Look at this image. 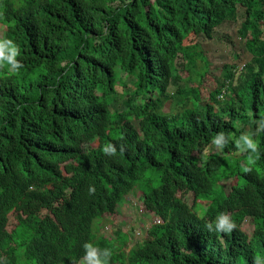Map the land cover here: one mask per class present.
I'll return each mask as SVG.
<instances>
[{"label": "trees", "instance_id": "obj_1", "mask_svg": "<svg viewBox=\"0 0 264 264\" xmlns=\"http://www.w3.org/2000/svg\"><path fill=\"white\" fill-rule=\"evenodd\" d=\"M239 10L250 61L202 94L200 40ZM0 26L24 64L0 68V264H80L89 241L112 249L110 264H264V133L248 172L235 144L264 116V0H0ZM122 73L132 80L120 92ZM219 131L232 137L222 152ZM133 190L160 221L127 248L121 230L100 235L93 221L117 217ZM221 212L236 227L210 232Z\"/></svg>", "mask_w": 264, "mask_h": 264}, {"label": "rangeland", "instance_id": "obj_2", "mask_svg": "<svg viewBox=\"0 0 264 264\" xmlns=\"http://www.w3.org/2000/svg\"><path fill=\"white\" fill-rule=\"evenodd\" d=\"M243 20V15L241 10H239L236 20L226 21L222 23L218 28L215 29L214 36L212 39H201V47L204 51V60L206 62L207 72L201 80L202 94L206 91H212L215 87L219 86L218 80L222 78L225 66L229 69L235 68V72L239 69L243 71L245 69V64L250 61V54L245 48L244 38H242L238 30L240 28V23ZM3 26H0V38L4 36ZM182 63V59L178 58L177 69H181L180 73L182 77L186 73L182 70L179 63ZM203 65V61L199 62V66ZM132 78L126 74H121L119 77L117 86L118 90L122 92L124 89L123 84H128L131 82ZM182 80H177V83L171 85L169 91L170 94H174L177 85H182ZM197 83H200L199 80H194L190 85L195 87ZM228 96V95H227ZM170 106L169 101L166 102L165 110ZM250 126L245 127V131L249 130ZM252 128V126H251ZM235 154H240L238 153ZM234 154V157H235ZM236 158V157H235ZM248 159V158H247ZM246 161H240V166L245 164ZM145 178H152L150 185L157 186L159 183V177L156 176V171L146 168L144 171ZM226 189L230 187V179L225 182ZM211 196H202L194 206L195 212L199 216H203L206 210V205L208 204ZM186 201L190 202L189 196L186 197ZM140 202L138 193L135 190L132 191V194H127L124 200L118 205L116 211L119 214L117 217L112 216H103L97 218L93 221V228L96 232L104 236H108L110 233L113 234L115 230H121L124 235V242L127 248H130L134 244L140 243L145 235L148 227L160 221L159 217L153 213H142L140 208ZM249 221L246 220L242 228L249 227ZM18 264H27V261L20 260Z\"/></svg>", "mask_w": 264, "mask_h": 264}, {"label": "clouds", "instance_id": "obj_3", "mask_svg": "<svg viewBox=\"0 0 264 264\" xmlns=\"http://www.w3.org/2000/svg\"><path fill=\"white\" fill-rule=\"evenodd\" d=\"M22 56V50L20 46L11 38L0 39V68H6L9 74H18L24 68L22 59H17V57ZM241 70V69H239ZM238 70V71H239ZM222 97L220 98V95ZM227 94V93H226ZM224 89L222 88L218 100H222L224 96ZM254 124L255 128H251ZM261 133H264V116L259 119H252L250 121V127L248 131H244L239 135V138L235 140V144L238 149L242 152H248L247 163L243 164L241 167L243 171L248 172L251 170V165L254 163L253 154H256L260 150V140L259 137ZM211 143L216 146L218 152H222L226 146L232 143V137L225 131L217 132L212 138ZM102 151L105 155L115 156L117 154V145L111 142L106 143ZM123 152V147L119 149ZM97 191L95 185H89L88 192L94 194ZM248 220L244 219L243 223ZM242 223V225H243ZM205 227L210 231L229 233L235 227V221L232 217L226 213H219L213 222H207ZM84 256L81 258L80 264H110V259L113 255L111 248H100L92 242H85L83 244ZM257 264H262L261 260L257 259Z\"/></svg>", "mask_w": 264, "mask_h": 264}, {"label": "built area", "instance_id": "obj_4", "mask_svg": "<svg viewBox=\"0 0 264 264\" xmlns=\"http://www.w3.org/2000/svg\"><path fill=\"white\" fill-rule=\"evenodd\" d=\"M222 97V94L220 95V98Z\"/></svg>", "mask_w": 264, "mask_h": 264}]
</instances>
